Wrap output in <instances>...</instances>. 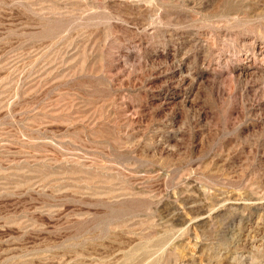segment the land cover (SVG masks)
I'll return each mask as SVG.
<instances>
[{"label":"rangeland","instance_id":"obj_1","mask_svg":"<svg viewBox=\"0 0 264 264\" xmlns=\"http://www.w3.org/2000/svg\"><path fill=\"white\" fill-rule=\"evenodd\" d=\"M0 264H264V0H0Z\"/></svg>","mask_w":264,"mask_h":264}]
</instances>
